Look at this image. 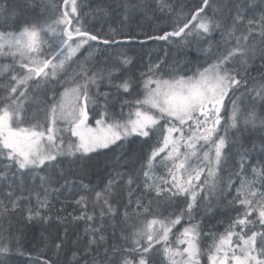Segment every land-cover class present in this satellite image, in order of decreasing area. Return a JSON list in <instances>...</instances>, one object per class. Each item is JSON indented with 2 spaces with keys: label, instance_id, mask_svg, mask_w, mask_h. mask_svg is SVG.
<instances>
[{
  "label": "snow or ice",
  "instance_id": "snow-or-ice-1",
  "mask_svg": "<svg viewBox=\"0 0 264 264\" xmlns=\"http://www.w3.org/2000/svg\"><path fill=\"white\" fill-rule=\"evenodd\" d=\"M83 8V0H62V7L52 0H13L10 8L0 7V57L11 58L0 64V75L7 74L0 85V196L7 201L0 200V218L51 221L49 196L59 191L54 185L75 186L60 167L62 157L69 169H79L84 189L73 201L78 212L68 214L84 221L83 233L73 241L66 229L52 242L51 256L32 260L28 253L30 264H61L68 244L73 248L64 264H201L205 236L212 237L208 264H264V71L250 80L248 70L256 59L264 69V0H200L187 12L172 0H99L89 12ZM50 9L58 14L47 15ZM158 12L172 19V30L146 39L203 40L207 47L198 46L195 69L160 61L133 80L123 74L132 63L123 53L96 68V45L134 37L121 40L114 29L102 37L86 27L85 17L103 24L116 15L124 27ZM29 100L37 105L31 116ZM132 137L148 145L137 157L139 169L121 156L103 187L83 183L91 154L121 148ZM232 161L225 182L221 173ZM157 166L166 175L157 177ZM233 175L239 186L227 204L235 216L216 237L197 217L201 207L211 211L208 197L219 185L220 196L231 192ZM140 177L144 191L136 194ZM24 255L21 242L0 229V264Z\"/></svg>",
  "mask_w": 264,
  "mask_h": 264
},
{
  "label": "trees",
  "instance_id": "trees-1",
  "mask_svg": "<svg viewBox=\"0 0 264 264\" xmlns=\"http://www.w3.org/2000/svg\"><path fill=\"white\" fill-rule=\"evenodd\" d=\"M13 0H0V7L8 6L11 7ZM54 4L61 5L62 0H52ZM105 2H111V0H105ZM224 4L228 3V0H222ZM99 3V0H84L85 12H89L91 8H95ZM172 3L177 7L179 11L180 6L184 7L187 12L189 9L193 8L196 4L200 3V0H172ZM209 16L213 14L212 9H206ZM54 14L53 10H49L47 15L51 16ZM219 13H217V16ZM257 19L260 13H255ZM87 20L86 27L89 30L97 32L102 37L111 36L112 30H116L117 37L124 40L125 37H134L131 41H126L122 44L117 45H96L101 51L97 53L96 56V68H101L105 65H110L114 62L119 53L126 54L132 58V63L127 66L124 71V75L132 78L133 80H138L142 72H146L149 64L157 63L160 61H166L168 65L178 63L182 68L184 66H190L195 69L198 61V46L204 44L203 40H197L195 37H189V43L185 44L181 41V38H170L176 40V43H170L166 41L157 40H147L146 37L152 34H161L162 30H172V19L168 15L161 13H156L154 16L148 18H135L132 21L126 23V26L122 27L120 23V17L113 15L107 19L106 23L101 24L99 21L92 19L90 16L85 17ZM215 38L219 39V33L215 34ZM139 41H144L140 43ZM96 44V42H92ZM10 57H0V64L10 63ZM248 70L250 73V80L252 77H259L264 69L261 68V63L259 59H256L253 63L248 65ZM7 83V74L0 75V85ZM101 91L107 90V85L101 82ZM61 89L58 88V91ZM25 107L28 108L29 116L36 112L37 105L31 100L27 101ZM231 105L228 103V110L230 111ZM118 112V106H117ZM223 115H226L224 113ZM223 123V122H222ZM223 134V132L221 133ZM231 137V131L229 133ZM135 139V140H131ZM259 145V140L255 141ZM114 149V150H113ZM101 155L95 153L91 154L92 158L88 161L86 167H88V175L83 178V183L90 184L92 187L99 185L103 187L104 182L108 178V174L112 171V166L115 163L117 157H131V163L135 164V168H140V160L137 157L143 156L142 146L137 145L136 138H130L128 142L123 144L121 148L112 149H101L99 150ZM235 149H233V154ZM254 159L253 163L258 162L257 154L253 153ZM65 163L61 164L60 167L65 170L68 175L69 181H75V186L73 187L69 183L68 187H60L64 184L63 180H60L59 184L54 185V187L59 188V191H52L50 193L49 199L52 205L51 215L53 219L47 223H41L39 221L33 223H27L20 215H11L4 218H0V229L3 233L7 235L11 232L12 236L21 242V247L25 251L24 256H15L12 259V264H30V258L28 253H31V259L34 260L37 257L42 261L46 256H51V244L53 241H57V238H63L65 230L67 229L68 235L75 241L76 237L83 233L84 221H75L69 216V213L76 214L78 212V206L73 203L75 199L79 198V195L84 194V189L80 186L81 182L78 179L79 169L72 168L69 169L66 163V157H62ZM239 158L236 157V160ZM235 161H232L222 172L225 182H227L230 172L233 171V165ZM250 171V170H249ZM235 182L232 186L231 192H225L224 196L219 195V189L223 185H219L216 192L213 193V199L215 200L212 204L211 211H205L204 207L200 209V215L197 219L203 217V223L201 227L206 233H211L218 237L220 234L224 233L225 229L229 225V221L235 216V211L228 206L227 200L235 196V188L239 186L238 177L232 176ZM141 187L136 189V194L144 191L143 188V178L140 177ZM71 189V190H69ZM89 196L92 195L91 192L88 193ZM200 195H205V193H200ZM227 199H226V198ZM180 199H183L181 197ZM0 200L3 197L0 196ZM127 193L123 195L122 203L126 202ZM3 203H7L3 200ZM33 203L35 200L33 199ZM63 209V211H60ZM59 214L64 219L56 220V215ZM204 249L205 253L201 259V264H208L207 259V247L212 244V237L205 236ZM73 245L68 244L65 246L64 252L61 254V264H64L65 257L70 258Z\"/></svg>",
  "mask_w": 264,
  "mask_h": 264
},
{
  "label": "rangeland",
  "instance_id": "rangeland-1",
  "mask_svg": "<svg viewBox=\"0 0 264 264\" xmlns=\"http://www.w3.org/2000/svg\"><path fill=\"white\" fill-rule=\"evenodd\" d=\"M78 2H79V0H78ZM83 12H85V8H83ZM95 118H96V117H95ZM89 124H90V123H89ZM93 124H95V119L93 120ZM93 124H90V126H93V127H94L95 125H93ZM202 178H203V177H202ZM202 178H201V179H202Z\"/></svg>",
  "mask_w": 264,
  "mask_h": 264
}]
</instances>
